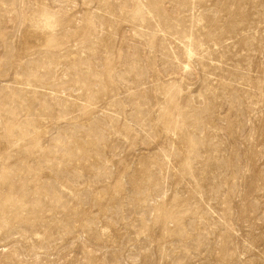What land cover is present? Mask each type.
Wrapping results in <instances>:
<instances>
[{"label": "rangeland", "instance_id": "obj_1", "mask_svg": "<svg viewBox=\"0 0 264 264\" xmlns=\"http://www.w3.org/2000/svg\"><path fill=\"white\" fill-rule=\"evenodd\" d=\"M0 264H264V0H0Z\"/></svg>", "mask_w": 264, "mask_h": 264}]
</instances>
